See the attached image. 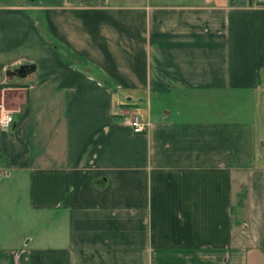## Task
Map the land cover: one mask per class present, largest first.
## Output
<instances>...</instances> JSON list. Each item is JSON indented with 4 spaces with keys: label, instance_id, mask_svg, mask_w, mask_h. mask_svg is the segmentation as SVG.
<instances>
[{
    "label": "crops",
    "instance_id": "crops-1",
    "mask_svg": "<svg viewBox=\"0 0 264 264\" xmlns=\"http://www.w3.org/2000/svg\"><path fill=\"white\" fill-rule=\"evenodd\" d=\"M6 111L0 264H264V0H0Z\"/></svg>",
    "mask_w": 264,
    "mask_h": 264
},
{
    "label": "built area",
    "instance_id": "built-area-1",
    "mask_svg": "<svg viewBox=\"0 0 264 264\" xmlns=\"http://www.w3.org/2000/svg\"><path fill=\"white\" fill-rule=\"evenodd\" d=\"M251 1L254 4H258L263 0H251ZM12 122H13V115L10 111H6L0 114V131L9 129L11 127ZM130 124L133 132L135 133H141L145 131V128L147 126V123H143L137 116H134L130 120Z\"/></svg>",
    "mask_w": 264,
    "mask_h": 264
},
{
    "label": "water",
    "instance_id": "water-1",
    "mask_svg": "<svg viewBox=\"0 0 264 264\" xmlns=\"http://www.w3.org/2000/svg\"><path fill=\"white\" fill-rule=\"evenodd\" d=\"M33 70L34 66L32 64H21L13 71V74L23 77L31 73Z\"/></svg>",
    "mask_w": 264,
    "mask_h": 264
},
{
    "label": "rangeland",
    "instance_id": "rangeland-1",
    "mask_svg": "<svg viewBox=\"0 0 264 264\" xmlns=\"http://www.w3.org/2000/svg\"><path fill=\"white\" fill-rule=\"evenodd\" d=\"M139 118V117H138ZM140 119V118H139ZM141 120V119H140ZM264 142V141H263ZM259 148L263 151L264 150V145L261 144V142H259Z\"/></svg>",
    "mask_w": 264,
    "mask_h": 264
},
{
    "label": "trees",
    "instance_id": "trees-1",
    "mask_svg": "<svg viewBox=\"0 0 264 264\" xmlns=\"http://www.w3.org/2000/svg\"><path fill=\"white\" fill-rule=\"evenodd\" d=\"M250 2L252 3V1L250 0Z\"/></svg>",
    "mask_w": 264,
    "mask_h": 264
}]
</instances>
